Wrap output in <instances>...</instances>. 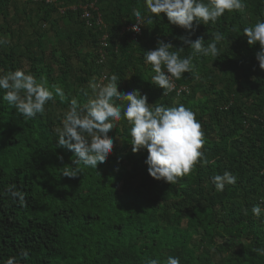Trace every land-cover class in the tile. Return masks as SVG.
Masks as SVG:
<instances>
[{"label": "trees", "instance_id": "16d2710c", "mask_svg": "<svg viewBox=\"0 0 264 264\" xmlns=\"http://www.w3.org/2000/svg\"><path fill=\"white\" fill-rule=\"evenodd\" d=\"M51 1L0 0V40L8 42L0 44V76L24 70L38 81L46 77L50 90L58 85L66 96L62 102L54 92L55 103L49 101L43 115L25 120L0 90V264L9 258L17 264H167L169 257L180 264H264L255 251L264 250V70L256 59L259 44L250 46L244 36L245 28L264 22V0H242L244 11L225 12L191 34L192 40L203 36L207 47L221 33L217 57L193 56L179 39L189 33L166 14L142 25L143 35L134 40L124 28L136 23L134 8L145 20L151 15L146 0ZM159 40L172 43L173 52L185 48L182 59L193 57V72L175 81L178 88L167 96L151 83L155 73L145 60ZM112 75L121 92L139 90L149 104L191 110L202 125V151L214 163L201 160L174 185L155 180L147 151L134 153L129 143L128 101L117 100L122 119L111 121L114 149L106 162L97 169L81 165L76 179L63 177L74 153L57 147L56 130L72 99L83 106L95 97L91 85L103 76L106 84ZM225 172L236 184L217 191L212 178ZM13 185L23 204L9 192Z\"/></svg>", "mask_w": 264, "mask_h": 264}, {"label": "clouds", "instance_id": "9594fccd", "mask_svg": "<svg viewBox=\"0 0 264 264\" xmlns=\"http://www.w3.org/2000/svg\"><path fill=\"white\" fill-rule=\"evenodd\" d=\"M147 11L151 14L147 20L139 9L134 8L132 14L136 18L135 25L130 29L139 33L141 25L151 24L153 17L166 14L171 25L186 30L189 35L179 39L192 49L193 56L202 54L205 57L219 56L217 45L225 37L216 32L207 47L204 46V37L191 39L200 24H215L225 12L244 11L246 5L242 0H146ZM244 36L248 38L250 46L257 43L260 51L256 53L259 67L264 70V22H257L254 26L244 29ZM8 43L0 40V44ZM172 43L164 40L158 41V46L146 53V63L152 66L155 75L151 83L164 90L167 96L175 90L174 81L180 80L185 73H192L193 57L181 58L180 53L173 49ZM194 80L199 81L200 76L194 74ZM119 78L112 75L108 83H93L92 90L95 97L89 99L81 106L76 99L71 100L70 109L62 121V128H58L57 147L64 148L74 153L72 164L62 168V176L76 179L82 171L81 165L97 169L98 165L106 162L114 149V139L109 132L116 126L111 121H120L122 111L116 106L115 101L127 100L123 106V118L131 126L130 144L134 153L146 150L148 153L146 164L149 166V174L158 181H165L174 185L179 179L189 175L194 167L203 160L204 164L214 163L209 161L202 149L204 148V133L202 125L197 122L195 114L185 106L164 107L159 104H149L147 96H142L139 90H118ZM55 95L66 102L63 89L53 85ZM0 90L5 93L3 100L13 106L25 120L33 119L37 114L45 113V105L52 101L55 103L54 92L49 89L47 78L40 81L34 75L26 74L24 70L10 71L0 76ZM87 95V93H84ZM63 160V157H60ZM74 165V166H73ZM212 183L217 191H223L226 184L235 185L236 177L225 172L223 175H215ZM9 192L13 198L19 197L24 203V194ZM264 203V201H262ZM256 217L261 215V208L252 209ZM258 254L264 255V250L256 249ZM27 258L28 253H22ZM7 264H17L15 258H9ZM150 264H159L158 260H151ZM167 264H180L179 259L169 257Z\"/></svg>", "mask_w": 264, "mask_h": 264}, {"label": "built area", "instance_id": "2783aa9c", "mask_svg": "<svg viewBox=\"0 0 264 264\" xmlns=\"http://www.w3.org/2000/svg\"><path fill=\"white\" fill-rule=\"evenodd\" d=\"M49 3H51V0H47ZM83 18L87 21L88 25H90V21L93 19L92 13L86 9L85 14L83 16ZM98 24L102 27H104V23L102 22V20L100 19ZM135 25V24H134ZM128 26L124 28L125 32H131L133 33V38L134 40L138 41L140 39V37L143 35V26L141 25V30L139 33L137 32H133L130 29L134 26ZM108 40H109V35L105 34L102 39H101V48L99 50L100 53V62L104 63L106 61V56H105V49L108 47ZM107 77L103 76V78L101 79L100 83H103L104 81H106ZM176 87L175 90L178 88V85L176 84V82L174 81ZM183 91H188L187 88H181L179 93H182Z\"/></svg>", "mask_w": 264, "mask_h": 264}, {"label": "rangeland", "instance_id": "374dc122", "mask_svg": "<svg viewBox=\"0 0 264 264\" xmlns=\"http://www.w3.org/2000/svg\"><path fill=\"white\" fill-rule=\"evenodd\" d=\"M21 24L22 25H26V23L25 22H21ZM51 36H52V34H51ZM44 42H45V45H46V50H47V52H48V54L49 55H51L52 54V52H53V48H52V46L50 45V41H49V38L48 39H46V40H44ZM82 51H87V49L86 48H84V49H82ZM58 57L60 58V60L63 62V58H62V55L59 53L58 54ZM51 61V63L56 67V73H58V71H59V66H58V63H56V61L54 60H50ZM94 95H96V93H93ZM196 245H197V247L199 246V241H197L196 242Z\"/></svg>", "mask_w": 264, "mask_h": 264}]
</instances>
